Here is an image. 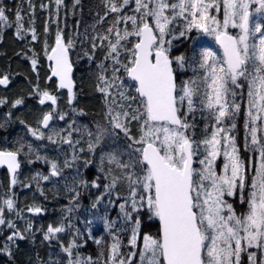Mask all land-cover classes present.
Listing matches in <instances>:
<instances>
[{
    "label": "snow or ice",
    "instance_id": "snow-or-ice-1",
    "mask_svg": "<svg viewBox=\"0 0 264 264\" xmlns=\"http://www.w3.org/2000/svg\"><path fill=\"white\" fill-rule=\"evenodd\" d=\"M61 2L62 0H56L57 4ZM129 2L130 0H121L118 5L114 0H108L109 11L120 13ZM251 2L259 4L256 11L264 14V0ZM222 3L223 18L218 19L209 14V9L215 8L219 12V0H135L134 11L139 16L118 15L107 29L109 34L115 32V42L108 35L100 38L102 41L108 40L110 51L105 59L111 58L115 63L112 67L111 83L101 73L99 79L104 86L98 85L99 91L106 96L110 95L108 89L116 80H120L116 73L122 68L132 82L128 88L135 92V95L126 94V90L120 92L121 99L129 103L119 105L120 111L115 113L109 108V122L113 129L121 130L129 140L145 145L135 149V152L140 153L138 157L133 158L129 153L127 163L122 162L119 153L107 154L110 164L121 169L137 170L126 175L129 181V199L126 200L128 208L124 204L120 206L125 219L134 223L130 245L137 246L140 225V220L133 213H139L146 208L151 218L159 221V232L156 236H143V248L139 252L141 264H239L242 251L253 247L264 249V137L258 138L256 125L264 114V25L256 23L250 28L251 13L247 0H222ZM178 17L187 21L185 29L179 33L181 37L195 29L213 36L223 50V57L220 58L211 48H204L200 52L199 62V67L205 71L201 79L209 90L204 94L206 107L213 110L212 115L217 125L241 111V105L234 99L238 95L235 89L243 88L244 81H247L248 120L245 128L251 136V145L256 146L253 150L258 153L259 159L251 164L254 175L247 185L249 192L246 200L244 190L249 165L241 158L235 138L221 136V133L228 131L226 128L217 127L211 138L199 142L204 145V155L198 161L201 167H194L199 144L182 131L191 125L186 118L182 119L180 110L186 103L188 111H194V97L199 94V86L195 80H189L177 89L173 63L183 67L185 57H170L171 40L166 39L172 35L171 26ZM7 19L4 9L0 8V22ZM19 20L18 15L17 21ZM122 22H130L131 30L125 28L121 33L117 26ZM229 26L240 29V33L230 34L227 31ZM255 33L260 34L258 43L255 39L250 40ZM132 36L138 39L131 48L121 44V41ZM32 39H36L34 30ZM69 46L70 42L65 45L58 33L55 47L51 49L52 54L48 58L55 61L52 75L59 77V87H67L71 92V81L68 78L71 65L67 58ZM93 47H96L95 43ZM121 47L129 53L127 63L119 59ZM32 63L35 67L37 62L33 60ZM100 67L104 72L107 71L103 64ZM7 83V76L0 78V85ZM120 86L123 87V81ZM229 95L233 97L231 103L228 100ZM46 101L55 105L57 98L44 91L39 103L44 104ZM21 103V100L15 101V105ZM132 103H138L140 107L129 111ZM63 118L60 116L61 120ZM52 119V113L44 114L41 122L43 127L47 128ZM141 120L142 135L139 140H134L128 125L131 121ZM231 127L234 129L235 123ZM30 131L38 139L44 138L43 132ZM107 132V128L97 126L95 144L89 143V150H93ZM88 134L93 136L92 132ZM48 139L51 140L52 137L49 136ZM67 142L72 143L71 140ZM245 143L248 147L247 136ZM128 147L131 148L132 145L129 144ZM221 153L225 162L223 173L218 174L215 162ZM101 159L103 161L104 157ZM0 164H7L9 170L15 173L20 167L17 153L0 152ZM51 167V175L58 176L60 173L57 165L53 163ZM43 179L48 180L49 177L44 176ZM119 179L118 176L113 177L111 186L114 187ZM12 182L14 184L15 179ZM238 193L241 203L246 202L248 205L247 212L241 215H237L232 204L225 199L226 196L232 197ZM4 203L8 209L14 206L11 199ZM29 211L38 213L41 209L37 207ZM2 212L3 209H0V214ZM4 223V219L0 218V224ZM9 227L14 226L9 223ZM62 231L63 227L49 226L45 239H50ZM17 235L19 234L13 233L8 240H13ZM19 238L24 237L19 235ZM96 243L99 244L100 241ZM72 247L68 245L63 248L69 257L72 256ZM136 255L137 253H131L125 257L121 252L120 239L114 237L105 264H133L132 257ZM254 256L255 253H249L250 260ZM69 264H81V261L70 259Z\"/></svg>",
    "mask_w": 264,
    "mask_h": 264
},
{
    "label": "trees",
    "instance_id": "trees-1",
    "mask_svg": "<svg viewBox=\"0 0 264 264\" xmlns=\"http://www.w3.org/2000/svg\"><path fill=\"white\" fill-rule=\"evenodd\" d=\"M114 2L119 5L121 0H114ZM0 8L4 9L5 15L8 17L7 21L0 22V50L2 48L4 49L1 51H4V55L0 59L5 60V63H7L5 65L0 64V73L3 76H7L8 80L11 79L13 84L19 78L18 76H21L19 88L27 87L26 85H31V87L40 85L39 89H43L46 88L50 82L51 93L58 97L61 95V97H59L61 99L67 92L57 86L56 80L50 74V62L46 58L47 52L53 47L56 36L59 33L66 45L70 42L68 49L71 62L74 66L73 77L75 81V94L77 97L76 103L82 108L84 123L93 119L91 114H97L99 110L94 109V112L92 107L89 108L88 106H95V104H97L95 102L99 100V77L103 72L100 70V65L105 64L103 56L110 50L108 47V40L102 41L100 38L108 35L109 39L115 42V32L109 34L107 29L112 26L118 15L126 16V12L129 11L128 6H125L120 13H113L109 11L108 0H79V2H77V0H62L60 4L53 3L51 0H0ZM18 15L20 17L19 21H17ZM7 24L9 25L7 26ZM123 25L124 23L122 22L117 26L121 32ZM176 28L178 29L177 31H179V28ZM33 30L36 35L35 40L32 39ZM14 37L17 38L15 42L13 39ZM94 43L96 47H93ZM14 44H16V50L19 56L23 57L22 65L16 67L10 65L15 59L13 48L11 49V46L13 47ZM171 46H185L181 48L186 56V52L191 50L189 51L191 54L190 59L187 57L185 67L191 64L199 66L200 53L193 42L187 44L184 43V39H174L171 40ZM172 53L175 54L176 50ZM172 55L173 54L170 53L171 57ZM33 60L37 62L35 67L32 63ZM181 70L184 71V69L178 68V90L189 80H195L196 84L199 86V94L194 97V111L189 112L187 104L185 103L180 110V115L182 119L186 118L187 123L191 125V127L187 129L190 137L196 141L199 146H202L203 144L199 142L209 137L212 122L214 120V116L212 115L213 110L206 107L207 100L204 94L209 90L201 79L204 75L203 69L199 73L191 72L189 75L186 71L183 73ZM125 77L129 84L132 83L127 75H125ZM198 79L202 80L200 84L197 82ZM130 90V92L135 95L134 89L130 88ZM244 97L245 94H243L242 101H244ZM33 98H35L38 107L39 99L37 93ZM235 98H238V95ZM113 99L115 98L113 97ZM16 100H21L23 102L24 98L20 97L15 99L6 95L1 96L0 101H2V103H0V106L4 107L1 110L7 111L8 113L14 112L16 107H18V105H15ZM25 101L27 100L25 99ZM201 101L204 102L202 103ZM98 106L100 105L98 104ZM133 106H135V103L131 108H133ZM37 107L35 108L36 113L39 111ZM43 107L44 111L42 113L46 111L45 106ZM26 112H28L26 109L19 110L18 115L29 120L33 126L32 129L37 130L40 125L38 116L36 120H32ZM242 116L243 113L237 117L241 128L243 126ZM1 122L2 117L0 118V123ZM6 128L7 129L0 131V147L9 144V139L16 142L22 136L28 137L26 127L13 129V127L7 126ZM32 139L27 141L31 149L35 150L34 146H42L44 141L43 138L38 139L36 136H33ZM9 146L14 145L9 144ZM245 158L247 159V156H245ZM51 165L52 164H44L42 168L50 173L52 170ZM34 166L35 169H39V164L34 163ZM49 177L50 179L46 181L44 179H34V190L31 192L33 198L27 192L26 194L24 192L22 195V200L26 199L28 201L24 204V208L23 206L19 208V215L10 220H15L13 224L15 225V223H17L20 228H23V230L21 229V231H18L15 227V230L20 233L19 235H23L24 238L20 239L15 236L18 243H14V245L12 243V250L2 254L0 257V264H53V262L49 260L51 255L47 247L48 239H45L46 227L50 221L67 222L65 215L66 207L71 208L74 205L82 204L81 195L83 193L78 191L74 194L73 187H66L63 183L55 182L54 180L56 179L52 177V175H49ZM78 180L76 176L73 177L71 182L76 183ZM71 182H69V185H71ZM77 187L79 189V186ZM5 188L6 186L4 184L0 185L2 194L5 193ZM4 195H6V193ZM69 202L70 204L68 205ZM37 206L44 208V210L38 217H33V219H31V214L27 215L26 213H28V211L25 209L29 210ZM80 206H85V209L84 212H82V218L80 215L76 220H80L84 225L85 241L81 240L79 242L87 248L84 252L87 254L88 259L87 262L83 264H105L109 255V247L114 237L111 236L110 230L105 226L102 216L109 214L110 210L106 209L98 212L91 208L90 205L86 204L78 205V209ZM111 213H113L115 226H117L115 232L116 237L121 241V252L125 257H128L131 254V245L129 243L131 224L127 223V220L122 217V215H117L116 211H111ZM2 215L4 216L5 214L2 212ZM133 216L140 220L138 235L139 245L145 234L150 236H156L158 234L159 221L155 218H151V214L146 208L141 209L139 213H133ZM8 220L9 218L4 219L5 224L2 228V230L7 233V237L11 236L10 232L8 233V228H14L9 227L6 223ZM1 237L5 239L4 235H1ZM96 241H100V243L98 244ZM136 258L137 255L132 261Z\"/></svg>",
    "mask_w": 264,
    "mask_h": 264
},
{
    "label": "rangeland",
    "instance_id": "rangeland-1",
    "mask_svg": "<svg viewBox=\"0 0 264 264\" xmlns=\"http://www.w3.org/2000/svg\"><path fill=\"white\" fill-rule=\"evenodd\" d=\"M53 3H56V0H51ZM171 2H175V0H171ZM207 2V0H206ZM247 2H249V11L251 13L250 17H249V26L250 28L256 24V23H261L262 25H264V14L259 13L256 11V9L259 7V4L257 3H252L251 0H247ZM220 3V11L217 12L215 8L209 9V14L210 15H215L218 19H222L223 18V3L222 0H219ZM129 8V11L126 12V16H132V15H136L139 16V13H136L134 11L135 9V0H130L129 5H127ZM185 15L187 16L188 14L185 13ZM190 19V17H189ZM187 21L183 18V17H178L177 20L174 22V24L171 26L173 28L172 31V35L166 37V39L169 40H174V39H184V43H191L193 42L195 44V46L198 48L199 53L204 49V48H211L213 51H215L218 55V57L222 58L223 54L220 50V48L218 47L215 39L213 36H209L206 35L198 30L193 29L192 32H188L185 36L181 37L179 35L180 31H183L185 29V25H186ZM9 24H7L8 26ZM179 28V31H177ZM125 28H128L129 30H131V23L128 22L127 24L124 23L123 27H122V32ZM228 32H232L235 35H238L240 33V29L238 28H232L231 26H229ZM7 32V30H6ZM121 32V33H122ZM17 34V33H16ZM259 33H255L254 37H250V40L255 39V41L258 43V39H259ZM175 37V38H173ZM14 42L17 40L16 37L13 38ZM137 38H135V36L129 37L128 40L126 41H121L122 45H126L128 48H131L132 45L136 42ZM183 41V40H182ZM168 45H166L167 47ZM191 46V44H190ZM13 48V53L15 55V59L14 61L10 64L12 66H19L22 65L23 62V57L19 56L18 51L16 50V44H14V46H11V49ZM175 47H172L170 45V52L169 54L174 51ZM2 50H4L3 48L0 50V58L3 57V52H1ZM110 51V50H109ZM108 51V53H109ZM120 55H119V59L120 61H122L123 63H127V57L129 56V53L127 51H125L124 47L120 48ZM191 51V50H189ZM188 52L187 56L180 52V53H175L178 54V56H184L185 57V62H184V66L180 67V65L177 63L179 69H184L181 70L183 73L186 71L187 74L189 75L191 72L194 73H199L202 71V69L199 66H196L195 64H191L190 66H186V59L188 57V59H190L191 54ZM49 52V51H48ZM48 52L46 54V58L48 60ZM108 53H106V55L103 56V61H104V67L107 69L106 72L103 71V69L100 67V70L103 71L104 76L108 79V81L111 83L112 82V67L114 65V60L111 58L105 59V57L108 55ZM174 54V55H175ZM41 58V57H40ZM46 58L44 57V59L46 60ZM174 58V57H173ZM20 60V61H19ZM200 62V60H199ZM0 64L5 65L7 63H5V60H1L0 59ZM117 67H119V65H116ZM193 73V74H194ZM186 74V75H187ZM203 74H205V71L203 69ZM116 75L118 77H120V80H116L115 83L113 84V86L111 88L108 89L110 95H105V93H102L101 91L99 92V100L95 103V106H91L89 105L88 107H92L93 111L95 112L94 109L99 110L97 112V114L95 113L94 115L91 114L88 110V112L92 115V118L94 121H96L95 123L90 124L88 127H84L83 131L80 128V124H79V119L76 116H72L69 112L74 110L76 111L80 116L84 117L83 111L82 110H75L72 107H78L76 106V99L75 97H70L68 96H63L62 101L64 102V106L62 105V102L60 100V98L57 99V102L55 105H53L50 101H46L44 104L46 106L47 109H52L54 112V118H53V122L50 124L49 128L47 129V131H43L40 128H37V130L41 131L44 133V138H43V144L42 146L44 148H49L51 147L53 144H56V140H58L59 138H63V144L61 146L60 149H58V152H48L46 154L42 153V148L41 146H34L35 147V152L30 148V145L25 144L21 141V140H25L28 141L30 139L33 138L32 132L30 131L33 130L32 129V124L29 120H26L25 118H22L20 115H18L19 110L22 109H26L28 112H26V114L28 116L31 117L32 120H36L37 116L39 118V120H41V118L43 117L44 113H42V111L40 110V107H37V102H35V98H33V96L37 93L38 95V99L41 98V94L44 91H47L49 93H51V83L49 82L48 85L46 86V88L43 89H39L40 85H35L33 87H31V85H26L27 87H23V88H19L20 84H19V80L21 78V76H18L19 78L16 80V82L13 84V81L10 79L8 80V83L6 85H0V97L3 95H6L8 97H12V98H24V101L22 102V104H19L18 107H16L15 111L12 113H8L7 111H3L1 109H3V106H0V118L2 117V122L0 123V131L7 129V126L13 127V129L16 128H20V127H26L27 128V133H28V137L27 136H22L20 138V141L17 143L16 146H19L22 148L23 153L25 154L26 158V162L25 165L22 169V172L16 177V182H15V186L13 189L11 190H7V192L11 195H15L16 197V202H13V208L12 209H8L7 205L4 203L6 199V195L2 194L0 195V209H3V213L5 214L4 216L2 214H0V218L5 219V218H9V220L6 222L8 225L9 223H11L12 225H14L13 223L15 222V220H10L13 219V217L18 216L19 215V208L21 206H23L28 200L23 199L22 200V195L24 194V190L26 188V178L23 177V174L25 172H32L33 169L32 167L34 166L32 164V160L30 158L27 157V155L31 156L33 159L34 163H39L41 161L34 159L35 157H39V158H46V157H50L51 154H55L56 156H58L59 161H53L57 167L64 165V176H68V171L71 168H74L75 166H87V167H91L90 170L93 171L92 174V178H90L91 182L90 183L89 180V174L87 175V173L84 172V178L88 179L85 180L80 187V192H82L83 194L81 195L82 198V204H78V205H83V204H87L89 200H93L95 199L97 196L101 195V197L104 199V203L102 204L103 206H105L108 202L112 203V205L110 206V213L107 215L102 216V219L104 220V224L107 227V229L110 230V234L113 237H116V230H117V226H115V218L113 217V213H111V211H116L117 215H122V217L125 218L124 216V212L121 210V205L124 204L125 208H128V204L126 203V200L129 199V181L126 178V175L128 173L131 172H135L137 171L135 168H129V169H121L118 168L115 164H110L107 160V154L111 153V152H116L120 154V159L122 160V162L127 163L129 162V153L132 154L133 158L138 157L140 155V153L135 152V149L137 148H142L143 145L142 144H138V143H134L133 140H129L127 137H125L124 133L119 130V129H113L112 125L110 124V117L108 116V111L109 108L114 110L115 112L120 111V108L118 107L121 104L127 105L129 103V101H125L122 100L120 97V92L126 90V94L130 93L132 95H134L132 92H130V88H128L129 83L127 82V79L125 77L126 73L124 72V70L121 68L120 72L116 73ZM187 75V76H188ZM3 77V76H2ZM121 81H123V87H121ZM48 82V81H45ZM199 84L202 82L201 79H198L197 81ZM99 84L100 87H103V83L101 82V80H99ZM11 87V88H10ZM245 90V93H244ZM235 91L238 93V98H234L236 103H239L241 105V111L236 113L235 116L231 119H225L221 124L217 125V122L214 118L213 122H212V127H211V132L208 138H211V134L213 131L216 130L217 127H223L226 128L228 131L226 133H221V136L223 135H229L235 138V142H236V146L239 149V154L241 155V158L244 159L245 156H247L249 158L248 162L246 160V164L249 165V170L247 173V181H246V185L250 184L251 179L254 175V171L251 168V164L253 162H258V153L255 152L253 149L256 146H252L251 145V136L248 133L247 129L245 128V122L248 120L247 117V110H248V96H247V92H248V88H247V81H244V87L240 88V89H235ZM242 93V95H241ZM243 94H245L244 97V101L243 100ZM53 96H55L54 94H51ZM58 97V96H55ZM61 97V95L59 96ZM113 97L115 99H113ZM25 99L27 101H25ZM228 100L229 103L232 102L233 97L231 95L228 96ZM76 104V105H75ZM98 104L100 106H98ZM134 103H132L133 105ZM39 108V111L36 113V109L35 108ZM140 105L138 103H135V106H133V108L128 109L129 111H132L133 109L139 108ZM91 111V110H90ZM253 112H255V109H253ZM243 113V126L241 128L240 124H239V120L237 119V117H239L241 114ZM9 114V116H8ZM23 115V114H22ZM15 116V117H13ZM60 116H63L64 118L61 120ZM74 117V120H71V118ZM143 123V121H131V123L128 125L129 129H130V135L131 137H133L134 140H139L140 136L142 135V132L140 130L141 128V124ZM232 123H235L236 127L233 129L231 127ZM256 125L258 127V132H257V136L258 138H262L264 137V114L261 115V120H258L256 122ZM97 126H102L108 129L107 134L104 136V138H102V140L100 141L99 144L95 145V148L93 150H89L88 152V158L85 159L84 161H76V163L72 164V159H74L76 156L81 155V148L82 151H86L89 149L88 145L89 143H93L95 144V139H94V135L97 131ZM169 127H174L169 125ZM74 128L73 131H71V129ZM77 128H79V131H77ZM66 129H68V132L71 134L70 137H68V140H71L73 142L74 139V134H76L77 136V141L75 143V145H73L72 143H66L65 142V134H66ZM182 131H184L182 129ZM89 132L93 133V136H89ZM186 134V133H185ZM51 136L52 139L49 140L48 137ZM247 136V141H248V147H246V143H245V137ZM219 138V137H218ZM159 143V142H157ZM223 141H222V152H223ZM131 144L132 147L129 148L128 145ZM194 147H196V145H194ZM230 150V149H229ZM204 155V145L199 146L198 149V154L197 157L195 159L196 164L194 165V167H201L198 163L199 159H202ZM102 157H104L103 161H102ZM87 161H90V164L87 163ZM51 162H52V158H51ZM225 162V158L223 156V154L221 153V156L217 158L216 162H215V166H216V171L218 174H222L223 173V165ZM39 169H35L33 171V174L31 176V178L29 179L28 183L30 184L34 179H43L44 176H48L49 177V172L44 170L42 168L41 165L38 166ZM96 169L99 170L102 175H98L96 173ZM96 176V177H95ZM120 177L119 180H117L115 186H111L112 185V180L113 177ZM50 179V177H49ZM46 181V180H45ZM63 182H66L65 179H62ZM33 185V184H31ZM16 187V188H15ZM128 191L125 192L124 190ZM26 191V190H25ZM33 190H31L29 193V195L32 197V192ZM248 192H249V188L247 186V190L245 187L244 190V197L246 199V197H248ZM88 193V196L87 194ZM28 196V197H30ZM84 196V198H83ZM33 198V197H32ZM29 199V198H28ZM225 199L227 200L228 203L232 204L233 208L235 209L237 215H241L243 213H246L248 210V205L246 203L245 207L242 205H238L239 203H241L240 201V197H239V193L235 196L232 197H228L226 196ZM35 200V199H34ZM13 201V200H12ZM40 205V204H39ZM78 205H74L71 208L66 207L65 209V215H66V221L67 222H60V221H50L48 223V226L46 227V231H45V235L47 234V230L49 226H53V227H63L64 231L57 233L54 235V237L48 239L47 241V247H48V252L51 255V257L49 258V260L51 262H53V264H69V260H80L81 264L87 262V254L84 252L85 249H87L84 245H82V243H80L79 241L83 240L85 241V233H84V228H83V224L82 222L79 220H76L78 216L81 215L82 218V212H84L85 206H80L78 209ZM38 207V206H37ZM37 207H33L31 209H35ZM88 207V206H87ZM41 209L40 212H35V211H29L28 209H25L26 211H28V213H26L27 215H30V218L33 219V217H38L40 215V213L43 212L44 208L39 207ZM98 212L103 211L101 208L96 207L93 208ZM130 210V209H129ZM135 217V216H134ZM100 219V218H98ZM127 223L131 224V230L134 227V223L132 221H128ZM3 225V224H2ZM17 225V226H16ZM15 227L17 228L18 231H21V229L23 230V228H20V226L15 223L14 225V230ZM17 230H15V233L20 234L19 232H17ZM10 232V230L8 231V233ZM139 232V229H138ZM0 235H4L5 236V240L1 241L0 239V257L2 256L3 253L6 252H10V248L13 247L12 243L14 245V243H18V240H16V237H19V235H17L16 237L14 236L13 240H8L7 237V233L5 231H3L0 227ZM132 235V231H130V238ZM68 245H72V256L69 257L67 253H65L63 251V248L68 246ZM143 248V241L141 242V244L139 245V237L137 240V246L133 247L130 246L131 249V253H138L137 258L133 261L134 264H141L140 261V257H139V252L142 250ZM249 253H255V256L253 257V260L249 259ZM262 255V258L260 259V256ZM135 258L132 257V259ZM264 264V249H258V248H247L245 251H242L240 253V260H239V264Z\"/></svg>",
    "mask_w": 264,
    "mask_h": 264
},
{
    "label": "flooded vegetation",
    "instance_id": "flooded-vegetation-1",
    "mask_svg": "<svg viewBox=\"0 0 264 264\" xmlns=\"http://www.w3.org/2000/svg\"><path fill=\"white\" fill-rule=\"evenodd\" d=\"M181 47H185V46H178V47H175L174 50H176V53H180V52L183 53ZM177 48H178V49H177ZM172 54H173V55H172V58H173V57L175 58V57L178 56V54H175V55H174V53H172ZM174 68H176L175 72L177 73L179 67H178V65H177L176 62H174ZM75 99H76V98H75ZM76 101H77V99H76ZM22 142L24 143V145L27 144V141H25V140H22ZM8 143H9V144H12V145H14V146H9V144H7L6 146H2V147H0V149H1V150H8V151H15V152H17V153L19 154V158H20V160L22 161V165H23V164L26 162V160H25L26 156H25V154L23 153L22 148L19 147V146H16L17 143H16L15 141H14V142L11 141L10 139L8 140ZM27 157H28V158H31V156H29V155H27ZM90 168H91V167H86V171H91V173L93 174V171L90 170ZM96 173H97V175H98V174H102V173H101L99 170H97V169H96ZM95 177H96V176H95ZM8 178H9V172H8V169H7V168H0V185H2L3 182H5V184H7ZM124 191L128 193L127 189L124 190ZM242 206H243V205H242ZM261 258H262V255L260 256V259H261ZM261 264H262V262H261Z\"/></svg>",
    "mask_w": 264,
    "mask_h": 264
},
{
    "label": "water",
    "instance_id": "water-1",
    "mask_svg": "<svg viewBox=\"0 0 264 264\" xmlns=\"http://www.w3.org/2000/svg\"><path fill=\"white\" fill-rule=\"evenodd\" d=\"M231 34V33H230ZM232 35H234V34H232ZM56 42V41H55ZM219 46V45H218ZM53 47H55V44H54V46ZM219 48H220V46H219ZM220 50L222 51V53H223V50L220 48ZM52 53H51V50H50V52H49V55H51ZM67 58H68V62H69V64L71 65V71H70V73H69V79H70V81H71V92L69 91V88H67V87H65L64 89H66V90H68V92H69V94L70 95H72L73 94V89H74V80H73V77H72V74H73V65L71 64V60H70V55H69V50H68V48H67ZM51 61V63H52V69L55 67V61H53V60H50ZM52 69H51V73H52ZM175 74V73H174ZM53 76V75H52ZM176 76V75H175ZM54 78H56L57 80H58V85L60 84V80H59V77H56V76H53ZM176 83H177V79H176ZM61 88V87H60ZM43 126V125H42ZM172 126V125H171ZM145 146V145H144ZM0 152H2V151H0ZM17 160H18V155H17ZM18 162H19V160H18ZM20 164V163H19ZM3 166H6L7 168H8V166H7V164H0V167H3ZM20 168V167H19ZM19 168L17 169V170H19ZM17 170H16V172H17ZM9 172H10V177H11V180L13 181V178H14V175H15V173H13V172H11L10 170H9Z\"/></svg>",
    "mask_w": 264,
    "mask_h": 264
},
{
    "label": "bare ground",
    "instance_id": "bare-ground-1",
    "mask_svg": "<svg viewBox=\"0 0 264 264\" xmlns=\"http://www.w3.org/2000/svg\"><path fill=\"white\" fill-rule=\"evenodd\" d=\"M23 118V117H22ZM26 119V118H25Z\"/></svg>",
    "mask_w": 264,
    "mask_h": 264
}]
</instances>
